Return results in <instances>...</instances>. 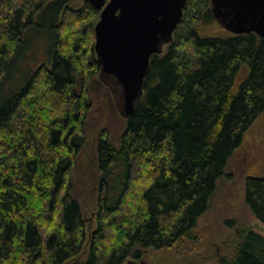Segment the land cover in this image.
I'll use <instances>...</instances> for the list:
<instances>
[{
  "label": "trees",
  "instance_id": "trees-1",
  "mask_svg": "<svg viewBox=\"0 0 264 264\" xmlns=\"http://www.w3.org/2000/svg\"><path fill=\"white\" fill-rule=\"evenodd\" d=\"M10 1V23L0 19V264H65L87 242V258L71 264H122L145 248L196 240L229 160L264 111V37L205 35L199 24L216 21L210 0H188L119 141L99 137L97 227L87 238L71 180L100 84L101 9ZM245 190L264 224V174L247 177ZM217 264H264V235L249 230Z\"/></svg>",
  "mask_w": 264,
  "mask_h": 264
},
{
  "label": "rangeland",
  "instance_id": "rangeland-1",
  "mask_svg": "<svg viewBox=\"0 0 264 264\" xmlns=\"http://www.w3.org/2000/svg\"><path fill=\"white\" fill-rule=\"evenodd\" d=\"M83 1L78 0L73 5L81 9ZM10 3V0H0V19L6 24L10 23L7 17L10 12L7 4ZM15 10L16 8L12 13ZM5 17L7 21H4ZM198 28L205 35H231L217 21L200 23ZM91 100L86 141L71 180L73 193L81 204L87 238L97 227L98 185L101 175L97 154L99 137L105 130L113 142H118L126 128V118L119 112L112 92L102 81L92 86ZM263 174L264 111L247 129L241 145L234 151L225 168V174L219 179L208 209L199 218V237L196 240H183L173 247L145 248L142 259L130 257L122 264H217L221 257L232 254L249 230L253 229L264 235V224L257 219L245 199L247 177ZM88 249L87 242L83 253L73 261H84L88 256Z\"/></svg>",
  "mask_w": 264,
  "mask_h": 264
},
{
  "label": "water",
  "instance_id": "water-1",
  "mask_svg": "<svg viewBox=\"0 0 264 264\" xmlns=\"http://www.w3.org/2000/svg\"><path fill=\"white\" fill-rule=\"evenodd\" d=\"M101 9L95 26L99 80L112 92L123 117L144 94L153 55L174 39L188 0H88ZM221 27L232 34L264 37V0H210Z\"/></svg>",
  "mask_w": 264,
  "mask_h": 264
}]
</instances>
